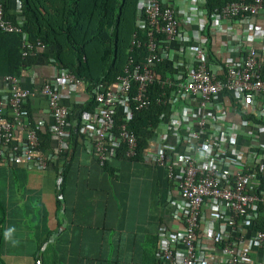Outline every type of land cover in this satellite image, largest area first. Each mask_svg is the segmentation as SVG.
I'll use <instances>...</instances> for the list:
<instances>
[{"label":"built area","instance_id":"obj_1","mask_svg":"<svg viewBox=\"0 0 264 264\" xmlns=\"http://www.w3.org/2000/svg\"><path fill=\"white\" fill-rule=\"evenodd\" d=\"M13 1L18 22L6 18L0 0V30L21 34L22 55L35 56L46 45L28 39L20 1ZM180 2L187 3L177 7L166 0H138L130 50L143 46L146 54L140 63L130 57L110 83L88 89L94 107L77 125L78 133L92 142L101 165L120 150L134 158L138 140L129 129L132 114L154 99L163 109L156 125L149 126L141 159L164 167L179 196L172 213L176 226L158 228L155 258L160 264H258L251 254L264 251V53L255 42L264 38L246 25L264 16V0L229 1L210 12L206 0ZM191 25L189 31L184 28ZM236 29L238 40L222 41V55L213 59L209 39ZM178 39L193 42L188 51L175 47ZM164 61L171 62V70L162 76L156 69ZM57 72L34 89L23 87L20 77H0V165L46 170L67 149L70 112L61 104L59 86L74 90L82 81L66 68ZM38 95L46 99L52 117L54 152L41 150L40 124L30 122L26 108L29 98ZM228 114L239 116L228 119ZM17 129L22 133L18 139ZM61 172L55 179L57 191ZM57 198L62 199L60 192Z\"/></svg>","mask_w":264,"mask_h":264},{"label":"crops","instance_id":"obj_2","mask_svg":"<svg viewBox=\"0 0 264 264\" xmlns=\"http://www.w3.org/2000/svg\"><path fill=\"white\" fill-rule=\"evenodd\" d=\"M166 1L177 7H185L187 3ZM246 27L264 38V16L251 18ZM184 28L189 31L194 25ZM239 37L238 29L215 34L208 41L211 57L218 59L222 55V41L229 39L233 43ZM192 43L178 39L174 45L188 51ZM255 46L264 53V40H257ZM48 48L39 49L34 63L25 69L21 78L23 87L39 88L58 75L59 67L52 57L42 53ZM59 91L61 104L70 112V125L77 119L78 124L82 122L86 112H90L80 113L84 103L91 100L86 85L80 82L74 90L61 85ZM26 108L32 124L39 123L42 132L49 130L52 117L44 97L29 98ZM228 115V119L239 116ZM15 135L17 139L22 137L20 129ZM69 137L66 151L58 154L46 170L26 164L0 165V210L4 215L0 264H36L38 245L49 233L52 247L45 245L42 250L48 249L47 256L54 264H88L96 259L143 264L147 253L153 254L156 249L158 228L176 226L172 213L179 196L167 179L166 169L141 158L119 156L101 165L86 135L78 133L74 144ZM56 147L51 140V146L44 149L54 152ZM64 165L67 169L58 208L55 179ZM251 256L255 263L264 264V251H254Z\"/></svg>","mask_w":264,"mask_h":264},{"label":"trees","instance_id":"obj_3","mask_svg":"<svg viewBox=\"0 0 264 264\" xmlns=\"http://www.w3.org/2000/svg\"><path fill=\"white\" fill-rule=\"evenodd\" d=\"M22 17L21 27L29 40L39 39L48 50H43L45 56L50 55L56 65L66 68L82 81L87 89L99 82L110 83L116 76L123 72L131 57L135 63H140L146 54L145 47H133L130 50V41L134 32H137L136 18L139 14L138 0H19ZM234 0H206L207 12L220 8L226 2ZM13 0H4V14L14 23L18 22L17 15L13 12ZM144 40L145 35L138 33ZM21 34L6 33L0 30V77L14 75L22 78L25 69L35 61V56L24 57ZM211 55V54H209ZM161 75L171 70V62L164 61L156 69ZM151 95L156 91L151 90ZM91 99V98H90ZM85 110H92L93 100L86 101ZM163 109L156 104L154 99L147 109L134 111L129 123V129L134 132L138 140V152L134 158L140 159L141 152L147 145L151 135L149 126L156 125L158 114ZM79 118V117H78ZM121 121L120 117L116 122ZM32 123V121L30 120ZM78 119L71 123L69 140L76 143L78 138ZM38 130L40 148L51 146L50 131ZM66 151V150H65ZM117 156L126 158L122 150ZM133 159V158H131ZM67 166L61 172L64 180ZM63 182V181H62ZM62 185L58 192H62ZM62 200V199H61ZM57 198V207H60ZM3 212L0 210V239ZM46 240V241H45ZM50 233L38 245L35 253L40 264H54L48 258L47 250H42L46 245L51 246ZM154 242H157V236ZM154 253H147L143 264H160ZM88 264H117L108 260H95Z\"/></svg>","mask_w":264,"mask_h":264}]
</instances>
